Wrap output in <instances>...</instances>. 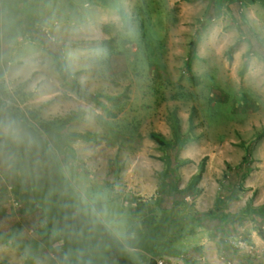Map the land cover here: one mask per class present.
<instances>
[{
    "label": "rangeland",
    "instance_id": "374dc122",
    "mask_svg": "<svg viewBox=\"0 0 264 264\" xmlns=\"http://www.w3.org/2000/svg\"><path fill=\"white\" fill-rule=\"evenodd\" d=\"M3 1L0 14L10 19L11 6ZM234 1L228 4L234 20L206 19L196 26L192 17L211 13L213 0H171L177 19L170 21V45L160 18L141 20L143 31L130 37L136 47L133 66L112 68L103 85L88 90L91 97L100 96L89 101L101 109L108 126H102L100 139L115 147L59 148L62 167L68 166L64 157L74 153L72 173L82 174L73 176L80 184H88L83 177L91 175L116 189L115 204L102 221L120 238L128 224L142 219L188 223L198 217L200 223H221L204 217L216 204L230 213L264 207V0ZM132 26L122 18V28ZM9 90L0 84L6 98ZM15 102L6 105L25 116ZM45 137L52 140L50 134ZM5 146L0 173L6 171L8 186L27 189L14 149L8 143L0 149ZM92 152L104 164L83 163ZM81 189L82 197L94 199L91 190ZM32 205L40 212L38 204ZM121 208L132 212L133 219ZM23 218V244H10L8 225L0 228V264H52L53 257L61 258L62 242L48 229V218ZM6 250L16 260H6ZM152 255L161 257L159 251Z\"/></svg>",
    "mask_w": 264,
    "mask_h": 264
},
{
    "label": "crops",
    "instance_id": "0c3cea01",
    "mask_svg": "<svg viewBox=\"0 0 264 264\" xmlns=\"http://www.w3.org/2000/svg\"><path fill=\"white\" fill-rule=\"evenodd\" d=\"M234 2L213 0L211 13H197L191 17L196 20V26L197 21L206 19L234 20L236 15L228 10V4ZM0 5H4V1ZM13 5H16L15 8ZM6 6H11L9 10L14 16L7 19V16L4 18L0 14V51L4 57V63L0 66V84L8 86L10 95L6 98L4 91L0 98L5 107L11 110L12 107L6 102L16 101L29 124L58 121L48 131L37 123L33 127L42 132L63 175L82 204L94 214L109 238L125 250L127 259L122 264H149L161 257L169 259L170 264H264V220L244 219L241 223H143L142 219L128 224L124 237L120 238L110 224L102 221L105 212L111 211L115 204L116 189H107L103 181L95 182L91 175L83 177L88 180L85 186L79 183V178H73L78 175L82 177L81 173H72L74 169L71 163L75 161L71 159L73 152L64 157L67 161L63 163L68 166L62 167L59 158L61 146H74L75 149L86 146L91 150L99 145L115 147L114 142L100 139L99 132L104 130L102 126H108L105 125L101 109L91 106L89 101L100 96L94 94L91 97L88 90L92 85H103L105 76L114 73L112 68L133 66L136 47L132 45L130 37L134 32L141 34L143 31L144 23L141 20L154 23V18H160L162 33L167 37V44H171L170 21L177 19L171 9V0H6ZM126 17L129 25H133L130 29L122 28V18ZM78 85L81 89H77ZM16 110L15 113L19 112ZM70 116L77 119L61 123ZM46 134L52 136L51 141L46 139ZM1 143L6 144L0 140ZM4 150L3 147L0 149V159L6 164V146ZM85 158L83 163L95 166L105 162L97 161L94 152ZM24 175L20 174V177ZM6 179V171L0 173V228L8 225L10 244H23L19 233L25 227L22 216L40 219L41 213L33 208L32 203H38L33 198L26 175L27 189L8 186ZM83 187L93 192L91 196L94 199L82 197ZM125 215L132 219L134 217L130 211H125ZM237 241H242L250 249L235 248ZM146 244L156 246L149 248ZM9 250L15 253L11 247ZM152 251H159L161 257L154 258ZM61 253L63 255L62 249ZM16 258L6 250V260ZM52 264L68 263L63 255L58 259L53 257Z\"/></svg>",
    "mask_w": 264,
    "mask_h": 264
},
{
    "label": "trees",
    "instance_id": "16d2710c",
    "mask_svg": "<svg viewBox=\"0 0 264 264\" xmlns=\"http://www.w3.org/2000/svg\"><path fill=\"white\" fill-rule=\"evenodd\" d=\"M231 49L228 51L229 54ZM76 119V116H70L61 123ZM57 122L40 123V125L42 129L48 131L56 126ZM152 137L158 136L152 134ZM0 140L8 143L16 152L19 164L29 180L33 198L40 206L41 216L48 218V229L60 238L64 259L68 264L126 262L125 250L109 238L94 214L82 204L73 191L42 132L31 126L21 113H15L5 107L1 98ZM247 157L248 155L245 154L243 161ZM205 160L206 157L202 161ZM180 205L181 203L178 204ZM218 205L216 204L204 217L216 219L221 223H241L244 219L264 220V207L250 208L234 215L219 211ZM161 212L165 213L163 210ZM195 221L199 223L201 220L197 217ZM145 246L151 248L156 244ZM154 263L155 260H152L149 264Z\"/></svg>",
    "mask_w": 264,
    "mask_h": 264
},
{
    "label": "built area",
    "instance_id": "2783aa9c",
    "mask_svg": "<svg viewBox=\"0 0 264 264\" xmlns=\"http://www.w3.org/2000/svg\"><path fill=\"white\" fill-rule=\"evenodd\" d=\"M234 246H235V248L244 249L245 251H248L250 249L249 246L246 248L245 244L242 241H237V243L234 244ZM168 261L170 262L169 259L159 258V259H155V263L154 264H170Z\"/></svg>",
    "mask_w": 264,
    "mask_h": 264
}]
</instances>
